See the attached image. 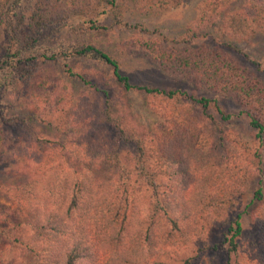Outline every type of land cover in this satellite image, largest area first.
Listing matches in <instances>:
<instances>
[{
	"label": "trees",
	"instance_id": "obj_1",
	"mask_svg": "<svg viewBox=\"0 0 264 264\" xmlns=\"http://www.w3.org/2000/svg\"><path fill=\"white\" fill-rule=\"evenodd\" d=\"M184 1L0 0V169L22 174L8 185L28 200L25 219L0 224V264L15 263L13 249L37 264H264V80L234 42L264 31V0L238 9L239 0H205L197 22L171 39L131 20ZM118 29L131 32L127 53L234 102L253 137L225 128L231 113L215 97L132 83L92 41L51 44L62 30L79 38ZM13 84L25 113L1 104ZM256 179L244 231L237 210Z\"/></svg>",
	"mask_w": 264,
	"mask_h": 264
},
{
	"label": "rangeland",
	"instance_id": "obj_2",
	"mask_svg": "<svg viewBox=\"0 0 264 264\" xmlns=\"http://www.w3.org/2000/svg\"><path fill=\"white\" fill-rule=\"evenodd\" d=\"M34 0H24L22 6L27 8L32 4ZM205 0H185L183 4L177 8L171 10H164L162 12H149L145 14L132 13L131 20L142 22L149 30V35H164L167 38H176L181 35L191 24L197 22L198 15L202 3ZM242 5V0L232 4L230 9H238ZM219 21L215 22L214 25L207 27L203 26L200 29L201 35L199 36V43L206 40L208 37H203L212 34L215 25H218ZM47 34V33H46ZM204 34V35H203ZM131 32L114 30L110 33H97V34H85L79 38L74 35H69L67 31L62 30L59 35H55L51 39V44H58L62 41H74L81 42L92 41L99 47L107 50L117 57L121 64V70L123 73L129 76L132 83H142L154 85L157 87H177L182 90L192 91L196 89L199 93L215 97L225 109L231 113L229 122L225 125L226 129L238 133L245 139L250 140L253 137V133L248 124L247 119L244 116L238 114V106L231 100L221 98L218 95L211 93L205 89H197L196 85L188 80H184L168 74L161 70L154 62L149 59L142 57L141 55H132L124 51L122 45L123 40L129 38ZM234 42L244 50L249 56L256 59L260 63V69L255 70L254 67H249L256 76L264 80V31L255 29L246 36L234 40ZM241 61V60H240ZM244 64V63H243ZM79 65L83 69L87 70H100V72H108V68L100 66L96 62L89 60H80ZM133 101L138 107L142 106L140 98L136 95L133 96ZM1 104L5 106L8 111L25 113L26 109L22 107L23 103V89L20 85L13 84L6 87L4 95L1 100ZM262 161L260 163L261 171H259L261 182L264 180V151H261ZM3 166L0 169V184L5 183L6 187H0V224L5 225L6 221L12 220L17 222L25 219V213L27 211V195L13 192L8 184L16 181H21L23 178L20 172ZM51 173V172H50ZM259 186L258 179L253 181L245 193L242 205L238 208L237 212L242 213V225L244 231L249 228L251 223V216L256 207V202L252 201V191L255 187ZM5 220V221H4ZM223 234V227L216 226L212 229L211 236L217 242H221ZM6 239L0 235V248L6 243ZM13 254L16 255L14 264H37L32 259L26 261L25 257H22L17 250L13 249ZM221 260V257H219Z\"/></svg>",
	"mask_w": 264,
	"mask_h": 264
}]
</instances>
